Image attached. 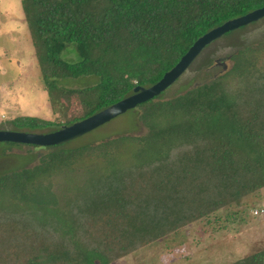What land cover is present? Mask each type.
I'll return each mask as SVG.
<instances>
[{
    "label": "trees",
    "instance_id": "trees-1",
    "mask_svg": "<svg viewBox=\"0 0 264 264\" xmlns=\"http://www.w3.org/2000/svg\"><path fill=\"white\" fill-rule=\"evenodd\" d=\"M20 2L56 116L8 121L28 131L70 125L137 85L154 84L199 36L264 6V0ZM64 50L78 59L62 58ZM228 56L232 67L209 81L169 98L164 90L133 108L144 134L43 146L38 164L0 173V241L18 240L22 227L54 247L29 250L23 264H111L259 190L264 63L248 61L245 48ZM81 76L97 80L81 87L60 82ZM229 264H264V248Z\"/></svg>",
    "mask_w": 264,
    "mask_h": 264
},
{
    "label": "rangeland",
    "instance_id": "rangeland-1",
    "mask_svg": "<svg viewBox=\"0 0 264 264\" xmlns=\"http://www.w3.org/2000/svg\"><path fill=\"white\" fill-rule=\"evenodd\" d=\"M237 48H245L248 61L250 59L256 65L264 63V17L208 44L193 65L164 91L162 98L184 93L229 70L233 60L228 55ZM61 57L68 61L78 59L77 54L69 50H64ZM96 80L95 76H81L60 82L69 87H81ZM17 115L56 117L43 89L21 2L0 0V129L13 128L8 121ZM146 130L135 109H130L72 139L70 145L96 143L123 134L141 135ZM46 151L43 146L0 142V173L23 165L32 167ZM27 155L34 157L27 161L30 157ZM78 168L73 171L74 176H80ZM16 232L18 240L0 241V264H23L29 250L50 252L54 249L44 234H32L22 227ZM262 248L264 185L238 202L196 219L111 264H229Z\"/></svg>",
    "mask_w": 264,
    "mask_h": 264
},
{
    "label": "water",
    "instance_id": "water-1",
    "mask_svg": "<svg viewBox=\"0 0 264 264\" xmlns=\"http://www.w3.org/2000/svg\"><path fill=\"white\" fill-rule=\"evenodd\" d=\"M262 17H264V6L249 11L244 15L228 19L222 24L211 28L199 36L179 61L166 71L157 82L150 86H135L131 94L84 119L75 121L70 125H62L60 128L52 131L0 129V142L51 146L75 139L108 122L112 118L135 108L138 104L159 95L186 71L208 44L223 34L257 21Z\"/></svg>",
    "mask_w": 264,
    "mask_h": 264
},
{
    "label": "built area",
    "instance_id": "built-area-1",
    "mask_svg": "<svg viewBox=\"0 0 264 264\" xmlns=\"http://www.w3.org/2000/svg\"><path fill=\"white\" fill-rule=\"evenodd\" d=\"M255 212L257 213V212H258V210H255Z\"/></svg>",
    "mask_w": 264,
    "mask_h": 264
}]
</instances>
